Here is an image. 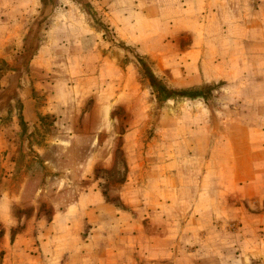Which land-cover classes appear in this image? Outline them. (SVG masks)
Returning <instances> with one entry per match:
<instances>
[{
	"label": "rangeland",
	"instance_id": "obj_1",
	"mask_svg": "<svg viewBox=\"0 0 264 264\" xmlns=\"http://www.w3.org/2000/svg\"><path fill=\"white\" fill-rule=\"evenodd\" d=\"M80 1L106 53L62 66L74 130L15 123L24 91L0 85V264H264V18L228 30L187 2L128 37Z\"/></svg>",
	"mask_w": 264,
	"mask_h": 264
},
{
	"label": "crops",
	"instance_id": "obj_2",
	"mask_svg": "<svg viewBox=\"0 0 264 264\" xmlns=\"http://www.w3.org/2000/svg\"><path fill=\"white\" fill-rule=\"evenodd\" d=\"M85 1L88 2L89 9L98 12L101 15V20L110 24L117 35V29H120L128 37L135 33L130 28L123 27L134 24L129 17L135 13L159 15L165 18L171 15L167 9L180 5L186 9L187 2H192L193 6L199 9V11L195 9L193 20L199 19L203 23L215 20L216 25L228 27V30L230 27H241V29L244 28V30L240 29L241 32H245L250 24L256 22L260 24V17L262 16V22L264 18L263 5H261V10L260 3L252 8V0ZM88 15L89 11L82 7L80 0H0V59L7 63V68L0 74V85L2 89H7L17 82V88L24 91L20 101L21 112L18 116H12L15 123L25 121L35 125L41 122V116L54 115L51 119L52 126L56 123L63 125L64 121L67 122L64 125L65 131H63L65 136L74 130L75 116L65 112L71 103L67 98L69 97L68 90L71 87L68 83L71 79L62 66L66 65V59L73 56V52L76 50L86 51L87 54H83V57L87 58L88 63L98 62L99 55L102 57L106 53L103 50L105 41L100 47L103 36L101 39L99 34L96 35L95 32H92L91 19L88 18ZM181 15L180 10L176 16L180 17ZM183 18L186 20V14ZM84 37L89 38L90 45L87 47L83 43ZM243 38V35H239L236 40L242 41ZM186 50L185 47L182 52ZM233 50L234 47H230L229 51ZM256 56L257 58L254 59L262 69L264 62L261 59H264V52H259ZM55 62L62 71L55 67ZM36 94H38V98ZM69 122L70 124H68ZM60 132L59 129H56L55 133H52V136L51 134L47 135L46 139L48 140L49 137L53 141L61 134ZM2 134L9 139L19 135H22V138L28 137L25 133H17V130L3 131ZM8 143L10 151L7 153L14 152L18 144H11L10 141ZM31 146L34 147L33 144ZM35 146L36 151L44 150V146L37 144ZM6 200L4 196L0 199L1 202ZM0 223L4 232H8V228L14 226V222H8L2 217H0ZM3 244L0 242V249L5 248ZM17 249L20 247L14 248V250ZM6 257L5 253L1 264H10Z\"/></svg>",
	"mask_w": 264,
	"mask_h": 264
}]
</instances>
